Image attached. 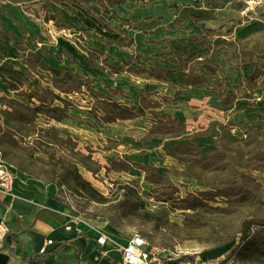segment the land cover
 Wrapping results in <instances>:
<instances>
[{
	"label": "rangeland",
	"instance_id": "rangeland-1",
	"mask_svg": "<svg viewBox=\"0 0 264 264\" xmlns=\"http://www.w3.org/2000/svg\"><path fill=\"white\" fill-rule=\"evenodd\" d=\"M23 5L18 7L22 15L29 11ZM39 14L43 16L40 9ZM61 29L49 43L63 38L84 45V37H73L72 31L60 33ZM2 41L5 39L0 35V72L4 77L24 92H39V86L48 88L45 79L24 74L17 61L7 60V45ZM7 42L19 47L15 40ZM101 61L99 58L97 62ZM147 64L133 55L115 72L82 71L85 77H92L94 90L134 107L135 119L106 124L89 113L94 94L63 95L71 104L69 116L51 124L54 132L41 133L49 136V146L37 144L31 150L33 145L22 144L23 152L4 145L6 161L0 160V176L8 175L12 180L16 173H22L18 168L33 178L54 182L62 202L79 218L95 223L101 231L113 228L119 239L139 235L147 248L162 257L198 258L215 264H264V230L258 225L264 221V82L256 86L257 92L242 89V85L234 89L237 101L225 110L183 107L163 99L157 82L142 79L152 72L155 77L162 76ZM141 68L149 73H135ZM43 76L49 78L47 73ZM214 85L219 89L218 82ZM107 87L119 95L113 96ZM2 96L16 98L0 81ZM141 98L155 103L154 107L145 108ZM161 112L179 113L187 133L158 137L156 122ZM242 113L246 118L240 120ZM40 119V127L51 126L43 125L44 117ZM187 142L194 147L190 155L172 153L173 144ZM141 166L153 169L150 174L159 179H149L157 185L147 181ZM75 170L100 194V203L75 193L71 178ZM1 183L2 179L0 191H6ZM218 193L221 195L215 196ZM203 194H209L205 201ZM193 198H200L203 204L189 209ZM251 229L255 234L240 244L241 235L248 236ZM235 247L237 252L230 255Z\"/></svg>",
	"mask_w": 264,
	"mask_h": 264
},
{
	"label": "crops",
	"instance_id": "crops-1",
	"mask_svg": "<svg viewBox=\"0 0 264 264\" xmlns=\"http://www.w3.org/2000/svg\"><path fill=\"white\" fill-rule=\"evenodd\" d=\"M39 1L24 0L10 7L7 0H0V35L7 45V60L17 61L24 74H34L21 62L32 52L53 69L89 80L94 100L97 94L111 98L94 90L92 77L82 71L115 72L133 55L147 61L148 69L162 72L160 77L152 72L142 79L157 82L163 99L172 105L225 110L237 101L234 89L242 85L257 92L256 86L264 82V0L247 17L239 13L243 0H121L107 13L92 3L51 1L43 8ZM21 4L29 8L23 15L18 12ZM57 27L71 28L72 34L84 37V45L63 38L49 43ZM12 40L18 48L7 44ZM86 50L101 55L89 57ZM107 89L112 95L116 92ZM162 114L182 123L179 113ZM238 117L246 118L243 113ZM57 192L56 185L24 173H16L10 187L0 191V264H121V248L129 238L119 239L113 228L101 231L79 218ZM100 235L106 239L102 246L96 242ZM47 240L52 244L40 255Z\"/></svg>",
	"mask_w": 264,
	"mask_h": 264
},
{
	"label": "trees",
	"instance_id": "trees-1",
	"mask_svg": "<svg viewBox=\"0 0 264 264\" xmlns=\"http://www.w3.org/2000/svg\"><path fill=\"white\" fill-rule=\"evenodd\" d=\"M23 1L24 0H7V5L10 7H15ZM51 1H67L76 4L92 3L99 6L102 10V13H107L108 8L116 7L119 5L121 0H41L38 3H40L43 8H46V6ZM86 52L88 53L89 57L94 55L97 58L101 55L100 52L94 50H86ZM21 62L27 65L36 76L45 79L48 88L39 86V92H24V90H20L16 84L7 80L0 74V81L6 84L8 90L13 92L16 96V98H8L7 96L0 97V160L3 161H6V152L2 148L4 145L23 152L26 150L22 144L24 146L33 145L31 150L36 148L37 144L40 146H49L51 143H49V136H43L41 133H49V131L51 133L54 132L55 129L51 124L61 123L69 116L68 112L71 104L62 98L61 95L72 96L93 92L90 88L91 83L89 80L78 79L69 72L53 69L32 52H27V55L24 58H21ZM91 65H93L92 61ZM109 69L114 71V69L111 67H109ZM37 70L49 73L50 79L39 74ZM112 93L115 96L118 95L117 92L113 91ZM97 96L98 99L93 100L89 113L103 123L113 124L117 121L132 120L137 117L134 107L123 106L120 103L112 101L101 94H97ZM18 98L23 99L25 102L18 100ZM139 102L140 104H143L145 108H150L151 106L150 103L143 99L139 100ZM41 117L45 118V120L42 121L43 125H51L49 128L40 127ZM156 124L159 129V131L156 133L158 137H180L187 133L185 131L184 124L166 114L158 116ZM193 149L194 147L190 142L184 144H173L171 146V151L173 154L182 156L190 155ZM140 169L146 173L145 177L150 184L157 185L153 178L149 179V177L159 179V177L150 174V172L153 171L152 168L141 166ZM17 170L29 175L21 169L17 168ZM71 178H73V182L75 183V193L80 195L86 194L91 200L98 203L101 202L102 198H99L101 197L100 194L94 188H92L90 183L85 181L76 170L73 171ZM42 182L56 185L58 190L57 195L59 200H61L59 186L56 183L45 181ZM203 195L206 197L204 201L207 200L209 194ZM220 195L221 193H218L215 196ZM202 204L203 203L200 198H193L192 202L189 204V209H195L200 207ZM258 225H261L260 227H262L264 230V221L262 224ZM247 227L248 225H246V230L249 229ZM253 234H255L254 230L248 234V236L241 235L239 243L243 244L244 242L248 241L250 235ZM237 250L238 247L233 248L230 255H234Z\"/></svg>",
	"mask_w": 264,
	"mask_h": 264
},
{
	"label": "built area",
	"instance_id": "built-area-1",
	"mask_svg": "<svg viewBox=\"0 0 264 264\" xmlns=\"http://www.w3.org/2000/svg\"><path fill=\"white\" fill-rule=\"evenodd\" d=\"M263 0H243L239 13L241 17H247V14L254 8L262 5ZM70 29L62 28L60 33H70ZM71 36L75 37L74 34ZM2 179L1 186L4 189H8L11 185L12 180L8 175L0 176ZM254 229H251L253 232ZM2 238L0 234V239ZM106 239L100 235L97 237L96 242L99 246L104 245ZM50 240L45 241V244L40 248L39 254L46 253V246L51 245ZM121 264H215L200 260L198 258L191 259L186 257H174L165 258L162 257L158 251L147 248L145 240L139 235H133L127 241V243L121 248Z\"/></svg>",
	"mask_w": 264,
	"mask_h": 264
}]
</instances>
